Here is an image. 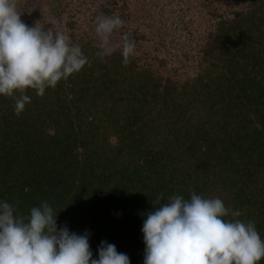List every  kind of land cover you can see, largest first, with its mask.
Masks as SVG:
<instances>
[{
    "label": "trees",
    "instance_id": "1",
    "mask_svg": "<svg viewBox=\"0 0 264 264\" xmlns=\"http://www.w3.org/2000/svg\"><path fill=\"white\" fill-rule=\"evenodd\" d=\"M255 3L218 23L204 48L215 61L193 80L163 81L79 45L88 63L43 96L28 90L19 116L0 96V200L25 216L48 201L58 227L90 233L93 258L106 241L131 264H143L144 214L161 193L160 203L218 197L264 239V0Z\"/></svg>",
    "mask_w": 264,
    "mask_h": 264
},
{
    "label": "clouds",
    "instance_id": "2",
    "mask_svg": "<svg viewBox=\"0 0 264 264\" xmlns=\"http://www.w3.org/2000/svg\"><path fill=\"white\" fill-rule=\"evenodd\" d=\"M123 25L118 14L97 17L96 55L102 60L120 50L127 65L135 54L136 43L128 34L122 36V45L113 43ZM87 63L81 47L68 35L41 22L27 25L17 0H0V96L14 99L16 115L31 102L28 90L43 96ZM162 199L161 193L144 214L143 264H259L264 259V239L254 222L239 219L242 213L227 208L220 198L192 192L190 199L172 195L160 203ZM57 218L48 201L25 216L0 200V264H131L127 254L106 241L93 258L90 233L58 227Z\"/></svg>",
    "mask_w": 264,
    "mask_h": 264
},
{
    "label": "rangeland",
    "instance_id": "3",
    "mask_svg": "<svg viewBox=\"0 0 264 264\" xmlns=\"http://www.w3.org/2000/svg\"><path fill=\"white\" fill-rule=\"evenodd\" d=\"M254 6V0H17L24 23L41 22L68 35L72 43L96 48L97 17L118 14L124 25L114 33L113 43L122 45L128 34L136 43L129 60L163 81L180 83L193 80L215 61L204 58V48L218 23Z\"/></svg>",
    "mask_w": 264,
    "mask_h": 264
}]
</instances>
